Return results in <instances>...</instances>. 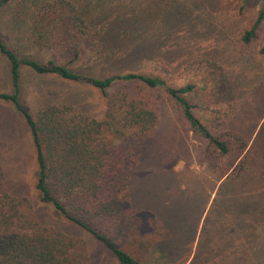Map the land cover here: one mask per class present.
Returning a JSON list of instances; mask_svg holds the SVG:
<instances>
[{"label":"trees","instance_id":"trees-1","mask_svg":"<svg viewBox=\"0 0 264 264\" xmlns=\"http://www.w3.org/2000/svg\"><path fill=\"white\" fill-rule=\"evenodd\" d=\"M12 1L15 0H0V10L9 7ZM144 1L115 0L118 6L116 9L107 5L103 11L100 7L98 13L102 15L90 18L75 0H23L24 4L20 9L22 14L18 16L19 11L13 12L7 22L12 28L20 30L21 38L24 39L20 48L27 47V43L41 57L19 55L0 32V55L7 60L8 74L14 88L12 93L0 91V100L11 102L28 126L37 165L34 185L37 198L42 203L52 204L53 213L66 224L81 228L102 242L119 264H141L120 246V233L126 229L144 230L141 226L150 222L151 218L159 235L156 247H160L169 238L164 236L167 228H160V224L164 222L158 214L159 210L144 209L139 205L136 207L129 198L127 179L133 167L121 172V161L116 157L118 154L111 150V143L105 140L106 132L122 134L125 128H134L139 134H145L154 129L162 117L160 102L153 100V94L158 93L167 96L189 129L206 140L212 164L230 152L227 140L207 128L187 99L188 95L196 91L197 82L207 84L208 76L211 81V74L207 71L211 65L209 59L193 58L190 53L180 54L181 51L176 48L180 46V37L169 39L172 32L152 37L126 32L133 26L145 27L150 22L151 10H146L144 15H136L137 18H131L135 10H144L142 6L139 8ZM119 9L127 11L119 14ZM155 12L157 15L161 14ZM180 13L181 9L177 11V16ZM263 17L264 5L258 10L250 28L241 34L244 43H249L255 36ZM171 20L173 19L159 20L157 28L166 26L175 30L180 27L178 19L176 24L168 25ZM167 43L174 49L173 53L166 54L163 46ZM258 51L264 54V43ZM184 60H188L191 66L195 64L194 69L190 65L188 68L202 72L201 77L197 81L177 84V79L168 78V74L178 78V69ZM169 65L171 71L167 70ZM22 66H27L41 76H53L61 81L100 91L107 103L106 118L96 119L85 115L74 105L65 103L47 104L36 115H32L19 99ZM230 84L226 74L222 72L216 87L222 102H226V97H231L234 92ZM117 86L114 95H109L108 90ZM253 108L250 127L255 129L264 110L256 102ZM254 132L251 130L247 136L241 135L239 131L229 133L238 146L239 154L243 156L231 173H228V168L218 173L215 180L220 181L219 186L229 185L231 183L228 180H238L244 176L245 170L249 168L245 164L247 152L250 149L255 151L259 138L257 132L252 144L248 146ZM215 169L214 166L213 170ZM170 170L174 172L173 168ZM1 177L0 173V189ZM179 187L180 184L175 182V191L171 190L174 201L179 200ZM213 189L214 186H211L208 192ZM209 193H203L201 188L198 193L200 196L195 194L198 205L192 209H186V205L179 202L177 205L171 202V206L167 204L168 207H164L183 212L176 222L180 224L181 221L178 230L195 234L203 211L199 204L200 198L207 200ZM162 196L163 189L159 187L150 197L151 200L160 202ZM202 203L204 206L206 202ZM19 204L20 200H15L8 194L0 195V264H90L85 239L42 224L36 219L34 209H23ZM213 207L212 200L199 230L200 236L204 237L201 239L202 244L200 242L199 255L195 254L189 264H211V259L218 264L223 263L219 257L220 252L217 253L218 249L213 246L211 229L215 242H218V232L231 228L233 235L234 230L236 232L239 228L230 225L233 218L228 220L225 217L226 211L233 213V209ZM252 210L258 211V217L261 216L258 209ZM213 211L222 220H216L215 217L213 219ZM223 218L230 221V226L224 223ZM233 240L232 238L231 250L237 249ZM230 255L232 258L241 257L240 250L237 257L231 253Z\"/></svg>","mask_w":264,"mask_h":264},{"label":"rangeland","instance_id":"rangeland-1","mask_svg":"<svg viewBox=\"0 0 264 264\" xmlns=\"http://www.w3.org/2000/svg\"><path fill=\"white\" fill-rule=\"evenodd\" d=\"M75 1L90 18H98L102 15L98 13L100 7L103 11L107 5H111L113 9L118 7L115 0ZM263 3L264 0H145L139 5V8L142 6L144 10H135L131 15L134 19L141 13L144 15L146 10H151L152 13L150 22L145 27L133 26L127 29V33L152 37L172 32L169 39L180 37L178 40L180 46L176 47L181 51L180 54L190 53L193 58L209 59L211 65L210 67L208 65L207 71L211 74V81L208 76L207 84L203 81L197 82L196 91L188 95L187 99L207 128L216 135H222L230 147L228 154L212 164L206 140L189 129L188 124L179 115L175 106L170 104L167 96L158 93L153 94V100L160 102L162 117L154 129L145 134H139L134 128H125L122 134L106 132L105 140L111 143L109 144L111 150L118 154L116 157L121 161V172L124 173L125 169L133 167L126 187L132 203L144 209H158V214L164 222L160 224V228H167L164 236L169 239H165L160 247H156L159 235L154 228L156 224L151 218L150 222L141 226L145 228L144 230L126 229L120 233V246L137 258L141 264H189L195 254L199 255L197 253L200 242L204 239L200 236L199 230L212 200L213 209H233V213L227 210L225 217L228 220L233 218L230 225L234 228L239 227L236 232L234 230L233 235L231 228L218 232V242H215L211 229L213 246L218 249L217 253L220 252L219 257L223 260L221 264H264V115L259 118L255 129L250 127L253 122L250 120V115L254 113V103L256 102L264 110V54L258 51L264 43V17L251 41L244 43L241 40V34L250 28ZM23 4V0H15L9 7L0 10L1 35L19 55L41 57L36 49L28 46L27 43H25L27 47L20 48L21 43H24L20 30L8 25L7 21L14 14L13 12L19 11L18 16L22 14L20 9ZM180 9L181 13L177 16V11ZM119 10V14L127 11V9ZM155 11L161 14L157 15ZM167 18L173 19L168 25L176 24L178 19L180 27L175 30L166 26L157 28L159 20ZM171 48L169 43L163 46L166 54L173 53L174 49ZM189 65L190 62L184 60L178 69V78H174L172 74H168V78L177 79V84L197 81L202 72L190 70ZM194 66L195 64L191 68L194 69ZM167 70L171 71L170 65ZM222 72L226 74L234 91L231 97L229 95L226 97V102L220 100L216 90ZM213 78L215 81L212 82ZM117 89L118 86L109 89V95H114ZM0 91L7 93L14 91L8 74V63L2 55H0ZM19 99L32 115H36L47 104L65 103L74 105L85 115H91L96 119L106 118L107 103L100 91L61 81L53 76L38 75L27 66L21 68ZM220 120L223 121L221 124H219ZM251 130L255 132L248 146L252 144L257 132L259 138L255 151L252 152L250 149L247 152L245 164L249 168L245 170L241 180L232 178L228 180L231 184L219 186L220 181L215 180L218 173L227 168L228 173H231L232 168L243 156L239 154L238 146L229 133L239 131L241 135L247 136ZM214 166L215 170H213ZM171 168L174 172L170 170ZM36 169L32 139L24 118L14 109L11 102L0 100L2 176L0 195L8 194L15 200H20L19 205L23 209H34L36 219L42 224L85 239L90 264H119L102 242L96 240L89 232L66 224L63 219L58 218L53 213L52 204L39 201L34 186ZM175 182L180 184L177 197L179 200L181 198V201L178 199L174 201L175 198L171 194V190L175 191ZM211 186H214V189L209 193ZM159 187L163 189L162 201L155 202L150 196ZM201 188L203 193L206 191L209 194L207 200L200 198V208L203 209L201 219L195 230V237L189 241L190 232L178 230L181 221L180 224L176 223L183 212L179 209L166 208L167 204L172 205L171 202L173 205L179 202L185 204L186 209H192L193 206L198 205L195 196H200L198 193ZM202 202H206L204 206ZM252 209H258L261 216L258 217L259 212ZM212 217L222 220L214 211ZM223 221L230 226V221L227 222L224 218ZM214 224L217 226L216 222ZM232 238L237 249L231 250ZM157 249H160L159 252H156ZM239 250L241 257L232 258L230 253L237 257ZM211 260V264H218L216 260Z\"/></svg>","mask_w":264,"mask_h":264},{"label":"crops","instance_id":"crops-1","mask_svg":"<svg viewBox=\"0 0 264 264\" xmlns=\"http://www.w3.org/2000/svg\"><path fill=\"white\" fill-rule=\"evenodd\" d=\"M197 228H198V227H197ZM189 237H191V238H190V240H192V239H193V237H195V236H194V234H193V233H191V232H190V234H189Z\"/></svg>","mask_w":264,"mask_h":264}]
</instances>
